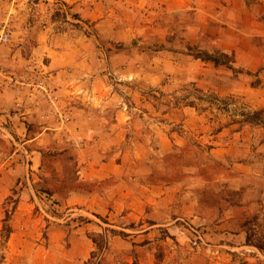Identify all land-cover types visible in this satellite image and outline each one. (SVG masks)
I'll list each match as a JSON object with an SVG mask.
<instances>
[{
  "label": "rangeland",
  "instance_id": "rangeland-1",
  "mask_svg": "<svg viewBox=\"0 0 264 264\" xmlns=\"http://www.w3.org/2000/svg\"><path fill=\"white\" fill-rule=\"evenodd\" d=\"M0 30V264L27 190L41 264H264V0H0Z\"/></svg>",
  "mask_w": 264,
  "mask_h": 264
},
{
  "label": "crops",
  "instance_id": "crops-1",
  "mask_svg": "<svg viewBox=\"0 0 264 264\" xmlns=\"http://www.w3.org/2000/svg\"><path fill=\"white\" fill-rule=\"evenodd\" d=\"M206 61L214 63L211 60ZM257 71L259 73V70ZM1 105L2 104L0 103V106ZM27 191H20L21 194L17 200L16 206L12 211V218L9 219V225L11 230L7 238L6 250L7 254L13 258L12 264H19V261L21 262V264H27L26 260L36 259V256H39V258L37 259L38 264H41L42 261L41 257L43 251L41 248V233L45 228L43 227V225L40 224V221H38L36 215L31 209L33 204L30 201L29 194ZM7 194L8 193L7 191H5V189H0V202L2 200V196ZM1 211L2 208L0 204V214ZM2 222L3 221L0 217V228L2 226ZM28 246H30V251L33 250L34 252V256L32 259L30 258L29 253H27ZM53 260H61L64 262V257H58V259L54 257Z\"/></svg>",
  "mask_w": 264,
  "mask_h": 264
},
{
  "label": "trees",
  "instance_id": "trees-1",
  "mask_svg": "<svg viewBox=\"0 0 264 264\" xmlns=\"http://www.w3.org/2000/svg\"><path fill=\"white\" fill-rule=\"evenodd\" d=\"M196 57L201 58L202 60H211L215 64H224L226 66L229 65V59L227 58L226 53H218V54H213V53H202V54H197L195 55Z\"/></svg>",
  "mask_w": 264,
  "mask_h": 264
},
{
  "label": "built area",
  "instance_id": "built-area-1",
  "mask_svg": "<svg viewBox=\"0 0 264 264\" xmlns=\"http://www.w3.org/2000/svg\"><path fill=\"white\" fill-rule=\"evenodd\" d=\"M8 40V34L4 30H0V43Z\"/></svg>",
  "mask_w": 264,
  "mask_h": 264
}]
</instances>
